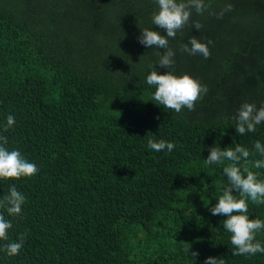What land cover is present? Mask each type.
<instances>
[{
    "label": "trees",
    "instance_id": "16d2710c",
    "mask_svg": "<svg viewBox=\"0 0 264 264\" xmlns=\"http://www.w3.org/2000/svg\"><path fill=\"white\" fill-rule=\"evenodd\" d=\"M204 3L169 47L174 73L208 91L193 111L176 113L152 101L146 81L169 71L158 64L165 49L138 39L144 28L166 36L152 24L156 0H0V145L39 168L0 179V214L12 224L0 264H204L209 256L264 264V253L233 255L227 216L210 211L231 161L206 163L211 147L239 144L252 163L238 166L264 181V168L253 167L264 160L254 148L264 145V122L240 135L234 119L245 102L264 106V0ZM193 35L212 41L210 58L180 51ZM9 115L15 123L5 131ZM150 139L175 147L156 152ZM12 186L26 197L19 216L3 200ZM248 208L264 221V204L248 200ZM22 234L9 256L4 246ZM256 240L264 246V229Z\"/></svg>",
    "mask_w": 264,
    "mask_h": 264
},
{
    "label": "clouds",
    "instance_id": "9594fccd",
    "mask_svg": "<svg viewBox=\"0 0 264 264\" xmlns=\"http://www.w3.org/2000/svg\"><path fill=\"white\" fill-rule=\"evenodd\" d=\"M156 2L159 10L153 13L152 24L166 30V36L161 35L158 31L144 28L141 36L138 37L139 42L145 47L165 49L163 54L157 53L159 55L158 64L169 71L164 74H158L157 70H153L146 77L147 84L155 86L152 101L165 109L174 110L176 113H180L185 107L189 111H193L195 104L203 98L208 88L187 73L180 76L174 73L176 52L169 47V38H175L178 32H182L189 25L192 10L202 15L209 6L204 3V0H156ZM231 10L232 5L227 4L217 14V18H222L225 11ZM192 27L200 30L203 25L196 21L192 24ZM211 43V40L206 43L201 42L193 35L188 38L187 43L181 45L180 51L189 55L199 54L204 59H208L211 55L208 45ZM234 119L236 120V131L240 135L255 132L257 125L264 122V106L257 109L254 103L245 102L240 106ZM14 123V117L9 115L4 130L7 131ZM0 140L3 141V144H7L6 137L0 136ZM148 147L156 152H161L165 149L171 152L175 144L164 140L157 142L150 139ZM254 148L256 152L264 156V145L260 141L255 142ZM250 155V151L239 144L236 145L235 149L231 147L222 149L216 145L210 148V154L206 159V163L209 165H221L226 160L231 161L230 164L223 167V174L227 175L229 183L227 186H222V195L219 197L218 203L211 207L210 211L212 215L227 216V219L223 221V227L231 234V244L235 247L233 255L237 256H252L257 253H264V246L256 240V233L264 229V221L261 219H250L247 215L249 210L248 200L256 205L264 204V181L258 180L257 174L250 171L247 166H243V171L241 166H238L242 159L246 163H252L248 161ZM253 167L264 168V160H256ZM38 171L37 163L25 160L18 150L9 151L6 147L0 145V179L30 177ZM233 190L239 193V198L234 196ZM3 200L8 205V214L10 216H19L26 197L17 191L15 186H12ZM11 227V222L0 214V240L8 239V230ZM25 235L22 234L17 242L8 243L4 246L9 256L19 253L23 246ZM184 251L193 258L198 256V251H190V246L186 247ZM204 264H225V260L209 256L205 259Z\"/></svg>",
    "mask_w": 264,
    "mask_h": 264
}]
</instances>
